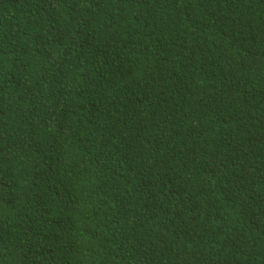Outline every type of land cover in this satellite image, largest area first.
I'll list each match as a JSON object with an SVG mask.
<instances>
[{
	"label": "trees",
	"instance_id": "16d2710c",
	"mask_svg": "<svg viewBox=\"0 0 264 264\" xmlns=\"http://www.w3.org/2000/svg\"><path fill=\"white\" fill-rule=\"evenodd\" d=\"M0 264H264V0H0Z\"/></svg>",
	"mask_w": 264,
	"mask_h": 264
}]
</instances>
